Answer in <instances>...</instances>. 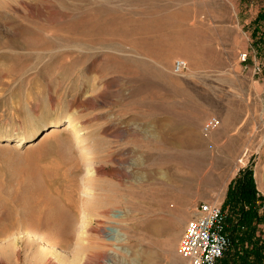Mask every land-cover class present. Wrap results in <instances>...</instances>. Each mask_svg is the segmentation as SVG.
I'll list each match as a JSON object with an SVG mask.
<instances>
[{
    "label": "rangeland",
    "instance_id": "374dc122",
    "mask_svg": "<svg viewBox=\"0 0 264 264\" xmlns=\"http://www.w3.org/2000/svg\"><path fill=\"white\" fill-rule=\"evenodd\" d=\"M260 12L264 0H0L3 263L94 239L104 264H189L177 244L198 203L220 204L232 226L228 191L250 172L264 204ZM209 116L218 125L203 134ZM46 213L70 224L63 244L41 227L27 241L23 225Z\"/></svg>",
    "mask_w": 264,
    "mask_h": 264
},
{
    "label": "built area",
    "instance_id": "2783aa9c",
    "mask_svg": "<svg viewBox=\"0 0 264 264\" xmlns=\"http://www.w3.org/2000/svg\"><path fill=\"white\" fill-rule=\"evenodd\" d=\"M246 53L240 54V60H246ZM188 63L183 58H176L172 63L174 73L187 69ZM218 125L216 116L207 117L201 125V132L208 134ZM259 209L264 204L255 201ZM226 213L220 204L202 201L194 208L180 235L177 252L187 259L189 264H219L224 252L230 247L231 239L227 230Z\"/></svg>",
    "mask_w": 264,
    "mask_h": 264
},
{
    "label": "trees",
    "instance_id": "16d2710c",
    "mask_svg": "<svg viewBox=\"0 0 264 264\" xmlns=\"http://www.w3.org/2000/svg\"><path fill=\"white\" fill-rule=\"evenodd\" d=\"M262 18H264V13L260 12L257 15V21ZM236 184L237 186L229 188L227 200L231 205V209L236 208L235 206L237 205L236 210L239 211V215L236 222L229 227L228 221L230 220L226 214V223L231 243L235 239L239 244L230 251L228 248L220 259L219 264H231L232 262L233 264H262L264 262V246L252 237V228H249L254 220H263L262 216H257L256 209L258 205H256L255 201L259 199V195H256L251 173L244 174ZM239 234H245V237ZM238 236H240L239 239L237 238ZM252 238L254 239L253 241ZM244 242H249V246L240 249V245L242 246Z\"/></svg>",
    "mask_w": 264,
    "mask_h": 264
},
{
    "label": "bare ground",
    "instance_id": "6f19581e",
    "mask_svg": "<svg viewBox=\"0 0 264 264\" xmlns=\"http://www.w3.org/2000/svg\"><path fill=\"white\" fill-rule=\"evenodd\" d=\"M71 124H72L71 119H67V125H71ZM49 129H48L49 130L48 132L44 133L43 137H48L52 133L56 132L59 129V124H55L54 126H52ZM76 134H77V131H76ZM79 143H80L81 149L85 153L86 160L90 161L91 157H90V155H89V153L87 151V148L85 146L84 141L82 139H80ZM20 144H21V141L19 140L15 146H19ZM31 145L32 144L29 143L28 147L29 146L31 147ZM15 146L13 145L14 148H15ZM56 212H58V211H56ZM49 215H50V213H48V214L46 213L45 217L41 221H39L37 225H33V222H31V223H29V222L27 223L26 222L23 225L24 229L28 233V237L26 239L29 242V244L33 243V239H31V238L32 237H34V238L36 237L35 231H38L40 229V227L42 229L44 228L43 231L45 230V232H47V233H45L46 235H50L51 234V235L57 236L59 238V242L62 243V244H63V242L65 240H67L66 237L69 235L70 229H71V226L68 223L67 219L64 218L62 214L61 215L58 214L59 216L57 215L58 217H56V219H54V220L51 219V217H50V219H48ZM53 215H54V213H53ZM112 216L115 217V216H117V214H113L112 213ZM15 226H16L15 223H12L10 228L13 229V228H15ZM84 228H85V231H87V232L89 230H92V229L96 230L89 223L86 224L84 226ZM5 231H6V229H4V228L0 229V236L3 235L5 233ZM29 237H31V238H29ZM78 237H80V238L86 237L88 239L90 238L89 234H84V232L80 233ZM39 238L42 239L41 237H39ZM119 240H121V239H119ZM15 242H17V240ZM81 242L83 243V239L81 240ZM93 242H94V244H99V242L94 241V239L93 240H85L84 246L78 247L76 252L73 255H71V256H67V255L65 256V255H62L61 253L57 252L58 254L55 255L56 257L52 258L50 253L48 254V253L42 251L43 253L40 255L41 257H39V259L37 258V256L35 258L37 260H34L33 258L31 259V257H29V260L27 261L29 263H27V264H104L103 260H107V258H106V256L104 255L103 252H101L98 248H96L94 246ZM15 244H14V246L17 248V245H15ZM15 250H16V254H19L18 249H15ZM53 253H55V252L53 251ZM3 254H5V253H3ZM39 254H40V252H39ZM0 264H4L1 257H0Z\"/></svg>",
    "mask_w": 264,
    "mask_h": 264
}]
</instances>
